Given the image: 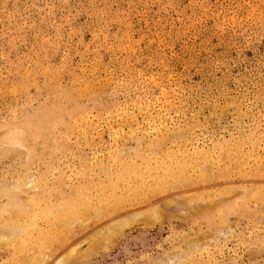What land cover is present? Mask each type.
Returning a JSON list of instances; mask_svg holds the SVG:
<instances>
[{
    "label": "rangeland",
    "instance_id": "1",
    "mask_svg": "<svg viewBox=\"0 0 264 264\" xmlns=\"http://www.w3.org/2000/svg\"><path fill=\"white\" fill-rule=\"evenodd\" d=\"M60 262L264 264V0H0V264Z\"/></svg>",
    "mask_w": 264,
    "mask_h": 264
},
{
    "label": "bare ground",
    "instance_id": "2",
    "mask_svg": "<svg viewBox=\"0 0 264 264\" xmlns=\"http://www.w3.org/2000/svg\"><path fill=\"white\" fill-rule=\"evenodd\" d=\"M76 126H77V125H76ZM127 222H128V221H127ZM122 225H123V224H122ZM123 227H124V226H123ZM127 227H128V225H127ZM127 227H126V228H127ZM113 228H114V227H113ZM124 229H125V228H124ZM5 231H6V230H5ZM111 231H112V232H111ZM116 231H117L116 229L113 230L112 228H110V229L106 230L105 233H104L103 235L99 236L97 240H99L100 237H101V239H105V238H107L108 235H111V236H113L114 234L116 235ZM8 235H9V234H8ZM8 235H7V236H8ZM11 235H12V234H11ZM8 237H9V236H8ZM11 237H12V236H10V238H11ZM96 238H97V237H96ZM9 240H10V239H9ZM7 242H8V241H7ZM64 259H65V258H64ZM65 260H66V259H65ZM65 260H64V261H65ZM60 263H61V262H60ZM60 263H58V264H60ZM63 263H64V262H63ZM63 263H61V264H63ZM30 264H32V263H30Z\"/></svg>",
    "mask_w": 264,
    "mask_h": 264
}]
</instances>
